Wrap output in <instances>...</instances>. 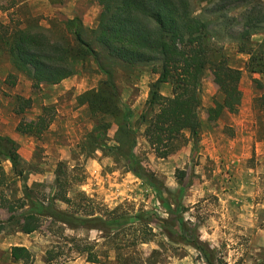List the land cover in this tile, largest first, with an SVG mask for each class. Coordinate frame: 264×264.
Instances as JSON below:
<instances>
[{
    "label": "rangeland",
    "instance_id": "374dc122",
    "mask_svg": "<svg viewBox=\"0 0 264 264\" xmlns=\"http://www.w3.org/2000/svg\"><path fill=\"white\" fill-rule=\"evenodd\" d=\"M216 1L192 3L195 14L210 24L214 47L231 66L242 68V103L238 110L227 109L211 119L207 110L222 95L207 68L199 86L198 137L185 131L174 152L160 158L144 136L146 124L140 122L159 65L111 63L122 104L132 111L134 168L123 156L128 145L123 155L117 152V120L94 114L79 100L106 78L94 57L77 61L76 73L66 80L34 88L29 74L17 69L0 46V134L15 139L21 155L17 172L10 160L0 156L5 171L0 186V241L4 242L0 264H209L208 257L215 264H264V31L241 41V24L230 18L236 19L244 7L224 15L213 11ZM100 11L101 6L90 0H0V23L12 28L41 25L58 38L66 35L65 22L79 17L84 37L93 40ZM243 46L245 51L240 50ZM250 65L257 70L252 72ZM162 90L169 94L172 85L164 83ZM22 98H31V105L18 112ZM45 106L53 107L54 119L43 134L17 131L20 122L35 121ZM107 123L110 126L101 137ZM60 165L73 179L71 197L83 191L100 206L121 207L129 217L127 226L104 233L47 219L35 232H19L16 219L32 202L26 199L23 207L12 211L10 205L19 206L25 187L35 202L48 203ZM55 204L76 210L61 201ZM137 222L148 224L146 234L128 229ZM135 235L148 239L141 242ZM14 243L32 252L31 262L12 257ZM86 245L92 247L94 261L80 252L79 247ZM49 250L54 251L51 261Z\"/></svg>",
    "mask_w": 264,
    "mask_h": 264
},
{
    "label": "trees",
    "instance_id": "16d2710c",
    "mask_svg": "<svg viewBox=\"0 0 264 264\" xmlns=\"http://www.w3.org/2000/svg\"><path fill=\"white\" fill-rule=\"evenodd\" d=\"M90 1L101 6L93 40L84 37L82 20L74 17L65 22L66 35L58 38L41 25L12 28L10 24L0 23V46L8 51L17 69L29 74L34 88H39L42 83H60L76 73L77 61L94 57L106 78L98 87L82 93L79 100L88 104L94 114L112 115L117 120L120 146L116 149L121 155L124 146H129V151L122 155L131 168H134L136 160L133 153L135 131L130 125L132 111L122 104L111 63L125 67L159 65V76L151 85L147 107L140 117V122L146 124L144 136L157 157L166 158L173 153L176 142L185 131H189L193 138L198 137L201 125L199 86L207 68L213 72L222 95L221 100H214L208 108L209 117L217 119L224 110L239 109L243 100L240 86L242 70L231 66L227 56L214 47L210 24L195 14L192 0ZM237 7H244V10L236 19L230 20L241 24V41H248L253 34L264 31V0H217L213 11L228 15ZM245 48L243 46L240 50L245 51ZM254 55L252 53V58ZM262 58L263 54L260 60ZM249 67L252 72L257 70L254 66ZM164 83L172 85V95L162 93ZM20 100L24 105L18 112H23L26 106L31 105V98ZM52 110V106H45L35 121L20 122L17 131L40 136L54 119ZM109 126V123L102 125L105 130L100 133L101 137ZM18 148L15 139L0 134V156L10 160L16 172L21 164ZM4 175L5 171L0 166V186ZM72 180L68 171L60 165L56 171L54 193L48 203L35 202L32 191L25 187L24 198L18 199L19 206L10 205L12 211L23 207L26 199L32 202L30 209L16 219L18 231L26 234L35 232L47 219L71 228L97 229L104 233L120 231L127 226L129 217L121 207L108 209L100 206L83 191L71 197ZM56 201L67 203L76 210L60 209ZM131 225L128 229L139 230L141 234H146L149 229L148 224L143 222ZM167 232L169 237L174 236ZM136 239L144 242L148 238L135 235ZM88 246L79 247V250L88 254V260L94 261L95 253ZM53 253V250L48 251L49 261ZM11 255L15 260L25 262L33 259L32 252L25 246H12ZM208 262L215 264L212 257H208Z\"/></svg>",
    "mask_w": 264,
    "mask_h": 264
},
{
    "label": "crops",
    "instance_id": "0c3cea01",
    "mask_svg": "<svg viewBox=\"0 0 264 264\" xmlns=\"http://www.w3.org/2000/svg\"><path fill=\"white\" fill-rule=\"evenodd\" d=\"M240 69H242V68H240ZM66 80V79H65ZM162 93L163 94H165V95H172V91L169 93V94H166V93H164L163 92V90H162ZM20 232V231H19ZM17 243H14V245H11V246H15ZM3 246H4V242H2V241H0V248H3Z\"/></svg>",
    "mask_w": 264,
    "mask_h": 264
}]
</instances>
